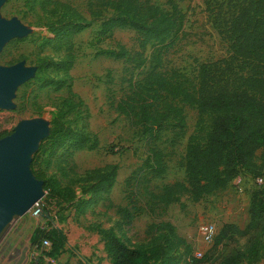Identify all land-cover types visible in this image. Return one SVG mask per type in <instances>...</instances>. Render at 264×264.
<instances>
[{
    "label": "rangeland",
    "instance_id": "374dc122",
    "mask_svg": "<svg viewBox=\"0 0 264 264\" xmlns=\"http://www.w3.org/2000/svg\"><path fill=\"white\" fill-rule=\"evenodd\" d=\"M64 1L74 5L85 17H92V22L72 38L74 59L68 69L70 77L62 84H57L56 80L64 75L63 67L56 62L64 50L56 49L53 41L46 39L53 35L47 23L57 16L51 12L52 4L43 5L41 0L0 2V19L15 17L25 26V32L10 36L0 45V66L21 63L32 67L31 75L14 85L8 97L9 105H0V130H13L22 120L40 118L47 126L46 132L28 159L30 161L44 138L39 167L46 176H54L60 187L59 192L43 188V178L36 177L28 166L34 178L41 181L39 203L43 208L36 216L29 210L22 214L14 212L3 223L0 227V264H31L38 252L31 246V241L36 227L41 224L52 229L51 240L54 239L56 244L45 249L50 250L49 256L55 264H86L87 260L103 264L107 256L101 230L108 226H112L130 246L148 245L153 243L155 236L156 241L164 243L160 233L170 235L174 244L176 239L170 226L163 231L157 228V224L163 222L172 225L188 243L190 251L185 260L193 259L196 250L203 253L213 243V240H203L199 224L210 221L216 229L224 222L243 226L251 217L250 192H258V186L246 175L242 179L250 186L245 191L236 189L231 181L225 188L197 198L175 189L171 193L177 199L167 203L159 200L163 184L184 180L185 145L189 138L204 140L210 115L200 114L195 107L185 104L183 133L176 132L178 127L171 120L163 122L159 137L152 143L164 153L166 168L162 175L144 180L150 132H140L138 127L130 124L128 117L114 109L124 85L120 82L124 60L103 50L116 47L117 43L133 48L135 30L114 27L112 36L99 37L97 30L101 17L91 15L89 10L93 0ZM152 1L165 9L170 8L172 1L184 12L183 32L163 50L160 68L180 73L188 86L194 87L200 63L224 56L227 40L213 26L204 0ZM99 9L102 14L110 12L102 7ZM41 58H48L50 63L45 68L49 77L47 82L33 78ZM66 83L71 84L77 96L68 94ZM58 107L64 110L63 118L73 130L72 134L82 131L87 145L95 139V146L77 148L67 154L68 142L52 145L45 141L51 118ZM108 164L116 165V171L109 189L103 190L97 176L105 172L104 166ZM244 170L248 174L264 173V146L256 150L254 167ZM127 180L130 183L127 184ZM256 196L262 197L263 194L257 193ZM118 205L128 207L132 213L130 220L117 211ZM136 210L139 211L136 213ZM178 248L182 251L183 244ZM261 252L264 255V234ZM178 264H185V261Z\"/></svg>",
    "mask_w": 264,
    "mask_h": 264
},
{
    "label": "trees",
    "instance_id": "16d2710c",
    "mask_svg": "<svg viewBox=\"0 0 264 264\" xmlns=\"http://www.w3.org/2000/svg\"><path fill=\"white\" fill-rule=\"evenodd\" d=\"M46 3L52 4L51 12L57 14L47 23L53 35L46 39L52 40L56 49L64 50L56 62L63 67L64 75L56 80L57 84H62L70 77L68 69L74 59L72 38L91 24L92 17H85L68 1L41 0V4ZM204 3L213 26L227 40V53L201 62L196 85L191 88L180 73L160 68L163 50L183 32L184 12L176 3L170 1V8L165 9L152 0H93L89 7L91 15L101 17L97 30L99 37L112 36L114 27H130L136 33L133 48L117 43L116 47L103 50L124 60L120 77L124 85L115 100L114 109L128 117L130 124L138 127L140 132H150L144 180L162 175L166 168L164 153L152 143L159 137L163 122L171 120L178 127L176 132L183 133L185 104L195 107L200 114L210 115L204 140L189 138L185 145L184 180L162 185L158 196L163 203L177 199L171 193L175 189L197 198L225 188L237 174L243 178L264 174H248L244 170L254 167L256 150L264 146V0H204ZM101 7L110 12L102 14ZM49 64L48 58L40 59L33 77L36 81L47 82L49 77L45 68ZM65 87L69 95L77 96L70 83ZM81 100L78 97V101ZM63 115L64 110L58 107L51 118L45 141L52 145L68 142L70 149L67 154L77 148L95 146V139L87 145L82 131L72 134L73 130ZM11 131L1 129L0 137ZM43 139L34 151L29 167L36 177L43 178V188L59 192L55 177L46 176L39 167L40 151L44 150ZM104 170L97 177L101 189L108 190L116 165H105ZM246 182L243 181L248 188L250 185ZM258 189L256 193L250 192L251 217L248 221L243 226L233 222L222 223L216 229L212 245L200 257L185 260L186 253L190 251L188 243L167 222L158 223L157 228L163 231L170 226L176 239L174 244L170 235L160 233L164 243L156 241L155 236L153 243L130 246L112 226H108L101 230L105 252L111 264H178L181 260L185 264H253L263 254L264 186H258ZM257 193L263 196L257 198ZM116 209L127 220L131 219L132 213L127 206L118 205ZM51 231L50 228L36 227L31 246L37 244L39 249L43 237L50 240V245L56 244L54 239L51 240ZM181 243L182 251L178 248ZM49 254L50 250L42 248L37 257L32 258L31 264H45L43 255Z\"/></svg>",
    "mask_w": 264,
    "mask_h": 264
},
{
    "label": "water",
    "instance_id": "95a60500",
    "mask_svg": "<svg viewBox=\"0 0 264 264\" xmlns=\"http://www.w3.org/2000/svg\"><path fill=\"white\" fill-rule=\"evenodd\" d=\"M1 2V0H0ZM25 32L17 18L0 19V45ZM32 73V67L15 63L0 66V105H9L14 85ZM40 118L22 120L10 133L0 137V227L16 213L28 211L41 197V181L30 173L28 155L46 132Z\"/></svg>",
    "mask_w": 264,
    "mask_h": 264
},
{
    "label": "built area",
    "instance_id": "2783aa9c",
    "mask_svg": "<svg viewBox=\"0 0 264 264\" xmlns=\"http://www.w3.org/2000/svg\"><path fill=\"white\" fill-rule=\"evenodd\" d=\"M253 180V182L257 185V186H264V174H256L251 176V178ZM233 183L236 187V189L238 188L240 191H245L246 188V184L243 183L242 180V175L241 174H237L234 179H233ZM41 209L42 206L40 205V203L37 201L30 209V213L32 215H39L41 213ZM40 228L46 229V226L44 224L39 225ZM199 232L203 238L204 241L208 242L211 241L216 233V227L214 225L213 222L210 221H203L199 224ZM50 245V240L47 237H43L40 240V248H36L37 244L34 245L33 247H35L37 249V255L40 253L42 248H45L47 246ZM36 255V257H37ZM194 256L196 257H200L202 255V251L201 250H196L193 253ZM44 261L47 262V264H55L54 259L49 256V255H43Z\"/></svg>",
    "mask_w": 264,
    "mask_h": 264
},
{
    "label": "crops",
    "instance_id": "0c3cea01",
    "mask_svg": "<svg viewBox=\"0 0 264 264\" xmlns=\"http://www.w3.org/2000/svg\"><path fill=\"white\" fill-rule=\"evenodd\" d=\"M106 256H107V254H106ZM260 263L261 264L264 263V255H262L261 258L257 262H255L253 264H260ZM86 264H101V263L98 262L97 260H92V261L87 260ZM103 264H111L108 256L103 259Z\"/></svg>",
    "mask_w": 264,
    "mask_h": 264
}]
</instances>
